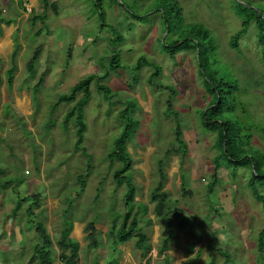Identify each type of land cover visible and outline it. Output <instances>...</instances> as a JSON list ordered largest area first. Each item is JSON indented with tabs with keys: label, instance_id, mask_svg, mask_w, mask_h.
I'll return each instance as SVG.
<instances>
[{
	"label": "rangeland",
	"instance_id": "374dc122",
	"mask_svg": "<svg viewBox=\"0 0 264 264\" xmlns=\"http://www.w3.org/2000/svg\"><path fill=\"white\" fill-rule=\"evenodd\" d=\"M17 1L0 0V185L11 180L7 188L0 186V264L27 263L34 239L41 244L34 230L37 221L50 238L52 264H62L58 245L62 229L78 243L77 264H140L134 238L114 246L110 233L113 218L120 224L125 213L134 212L152 247L150 264H264V258L257 262L255 244L256 232L264 227V209L246 187L249 170L238 168L232 176L224 165L215 168V132L204 129L198 114L210 97L196 54L181 50L172 58L165 53L162 38L167 30H163L155 0H124L129 12L115 0H100L106 21L122 35V41L110 45L115 31L100 27L94 0H54L56 12L50 6L43 9L40 0H24L25 10ZM177 1L186 21H199L212 30L218 47L210 67L237 79L240 90L245 88L249 93L243 96L249 112L264 124V61L256 30L250 26L239 38L242 55L228 44L240 24L232 12L237 3L252 2L256 9L264 8V0ZM31 8L37 13L45 11L44 26L38 20L31 24ZM132 12L148 14L136 20ZM39 44L42 48L36 68L28 74L25 63ZM14 49L17 69L9 87L6 70ZM112 49L118 51L121 66L101 78L100 84L115 94L105 97L92 81L84 107L82 145L92 156L88 166L87 156L74 147L73 123L68 122L65 128L61 124L71 104L61 103L54 110L52 105L79 79L91 73L102 75ZM139 56L160 66L153 79L160 87L147 82L151 68L144 64L138 81L130 86L135 76L133 64ZM43 72L44 81L33 89ZM169 94L173 109L179 112L183 146L174 140L173 116L163 115ZM129 112L138 126L127 143L131 168L123 173L126 181L117 186L112 176L119 163L113 162L109 169L106 155L121 130L119 113L128 116ZM251 142L264 152L262 132H255ZM177 146L182 151L174 150ZM78 174L85 176L83 189L76 183ZM18 180L23 181L12 190ZM159 180L168 196L170 227L157 217L149 196ZM211 181L215 185L209 191ZM129 184L134 188L132 200L124 198ZM30 193L40 199L33 215L25 213ZM19 197L26 199L12 215ZM176 208L181 212L177 214ZM92 221L95 244L84 232L86 223Z\"/></svg>",
	"mask_w": 264,
	"mask_h": 264
},
{
	"label": "trees",
	"instance_id": "16d2710c",
	"mask_svg": "<svg viewBox=\"0 0 264 264\" xmlns=\"http://www.w3.org/2000/svg\"><path fill=\"white\" fill-rule=\"evenodd\" d=\"M42 2L43 9L51 7L52 11L56 12L57 4L54 0H40ZM122 8L129 12V7L125 4L124 0H115ZM26 1L18 0V6L25 10ZM100 0H94V7L98 10V15L100 17V27L108 26L115 31V38L110 40V43H118L122 41V35L119 31L109 24L105 19L104 10L101 9ZM252 2H247V4L237 3V9L235 12L232 10L233 15L239 19V28L232 34L228 44L230 49L237 53L239 56L242 52L239 49V38L247 32L250 26L254 27L256 30V40L260 47V55L264 61V8L253 9ZM154 6L159 10L161 21L164 25L163 30H167L162 38V48L165 53L172 58L181 50H192L196 54V60L199 67V74L203 79V86L206 89L207 95L210 99L208 100L206 106L198 111L199 118L204 126V129L215 132V139L213 146L216 148L217 154L214 157L215 168L217 169L220 165H224L235 176L237 169L249 170V177L246 182V187L249 190L252 198L260 202L264 209V152L256 148L251 142L252 136L255 132H262L264 135V124L254 118V116L249 112L248 102L245 101L243 96H247V90L242 88L240 90L239 83L237 79L231 78L226 74H221L222 71L213 70L210 67L211 63L216 61L215 50L218 45L215 44V36L211 32L212 30L201 22L186 21L183 16V8L179 1L177 0H155ZM133 13V12H132ZM146 13L142 15H136L133 13L134 17L137 19L145 16ZM29 17L31 19V24H34L38 20L42 26L45 25L46 14L45 11L42 13H37L34 8L29 11ZM112 44V45H114ZM41 45H37L29 58L26 61L25 69L28 74L34 73L36 68V63L40 56ZM217 51V50H216ZM16 53L14 49L11 53V65L6 70L7 84L10 87L13 84L14 72L17 69L16 63L13 62V57ZM68 57H70V50L68 51ZM107 69L102 73V75L97 73H91L84 78L79 79L73 86L70 87L68 92H64L58 95L56 100L53 102V110L61 103L71 104L69 109L65 112L63 120L61 122L62 126L65 128L68 122H72L75 127V149L81 151V153L87 156L88 166H90V159L92 156L89 154L85 147L82 145L83 135L85 131V121H84V107L90 98L89 84L92 81L97 83V88L104 94V96L109 97L115 94L111 92L110 88L106 85L100 84V80L103 77L108 76L109 72L115 71L117 67L121 66L118 51L112 49V52L107 56ZM148 65L151 68V73L147 78V82L152 83L154 87H160V82H156L153 79L159 75L160 66L157 63L146 59L143 56H139L137 62L133 64V69L135 70V76L131 77V85L138 81V71L142 65ZM44 81V72L40 74L39 81L33 87L37 89L40 84ZM174 94L175 90L169 88ZM172 94H169L165 100L164 114L172 115L175 121L174 127V140L178 145L183 146L184 141L181 138L182 130L180 128L179 122V112L173 109L171 102ZM135 102V100H133ZM122 111V110H121ZM133 112V111H132ZM121 119V130L115 135L113 139L112 148L107 153L106 158L108 159V168L111 169L114 165L113 162L117 161L119 166L114 170L113 168V179L117 186L122 185L126 179L123 176L124 171L131 168L132 158L127 150V143L132 139L135 134V130L138 126V121L129 112L128 116L120 115ZM257 120V121H256ZM181 150V148L174 147V150ZM184 150V149H183ZM182 151V150H181ZM89 169V168H88ZM88 174H89V170ZM159 174H162L160 162L158 168ZM1 173V171H0ZM86 174V176L88 175ZM216 174V173H215ZM76 183L80 189L85 186V176L78 174L76 176ZM11 180L3 182L2 187H7ZM23 180H18L15 182L17 186L22 183ZM215 185L214 181L209 182L208 190L212 191ZM184 192H188L185 186H182ZM134 195V188L129 184V188L124 194V198L127 200H132ZM31 201L28 202V206L25 209V213L29 215L34 214V208L39 207L40 199L38 194L30 193ZM150 199L154 202V210L162 221H164L168 227H170L171 220L166 209V199H168L167 193L161 190L160 180L157 185L150 192ZM18 197V195H17ZM25 197H19L16 200V205L13 209V214H16L21 208L22 202ZM71 204V202L69 201ZM177 214L181 212L176 208ZM144 212V209H142ZM137 213L130 215L125 213L123 221L118 224L117 219L113 218L110 224V233L113 236V245L126 243L128 240L134 238V246L139 251V255L142 258L140 264H150L152 247L148 242L147 234L141 230L138 226V220L136 219ZM95 222H87L84 228V232H87V236L91 239L92 243L95 244ZM34 230L38 234V239L41 240V244H33L32 251L26 264H52L50 254V238L46 233L44 225L37 221L34 225ZM171 232H169V237L171 238ZM58 245L62 249L59 254V259L62 264H77L79 260L78 253V243L75 240H70L69 232L62 229L59 235ZM255 244H256V258L257 262L262 261L264 258V227L257 231L255 234ZM68 249L65 253L64 250ZM227 261L229 260V255L226 254ZM114 264H117L114 261ZM258 264V263H257Z\"/></svg>",
	"mask_w": 264,
	"mask_h": 264
},
{
	"label": "crops",
	"instance_id": "0c3cea01",
	"mask_svg": "<svg viewBox=\"0 0 264 264\" xmlns=\"http://www.w3.org/2000/svg\"><path fill=\"white\" fill-rule=\"evenodd\" d=\"M26 2H27V1H26ZM23 4L26 5L25 2H24ZM29 11H30V10H29ZM15 187H16V185H15V183H14L13 186H12V190H14ZM6 188H7V187H6ZM17 188H18V187H17ZM12 193H13V192H12ZM12 193H11V196L13 195ZM26 208H27V207H26ZM26 208H25V209H26ZM34 212H35V211H34ZM9 231H10V229H9V230L7 229L5 232L9 233ZM18 231H19V229H18ZM24 231H25V230H24V227H23L22 232H24ZM11 232L13 233L14 231H11ZM20 232H21V230H20ZM13 234H14V233H13ZM34 241H35V242H34L33 244H36V243H37V238H36V240L34 239Z\"/></svg>",
	"mask_w": 264,
	"mask_h": 264
}]
</instances>
